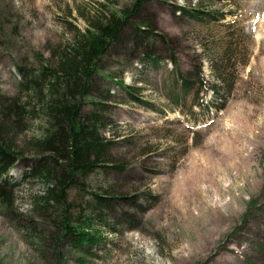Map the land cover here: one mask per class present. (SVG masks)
<instances>
[{
    "label": "rangeland",
    "instance_id": "374dc122",
    "mask_svg": "<svg viewBox=\"0 0 264 264\" xmlns=\"http://www.w3.org/2000/svg\"><path fill=\"white\" fill-rule=\"evenodd\" d=\"M131 2L0 0V103L37 110L31 78L55 68L92 16ZM179 7L211 16L197 23ZM143 17L157 60L115 48L100 62L109 79L94 83L104 105L85 108L115 143L108 166L121 168H98L68 193L71 218L95 215L91 194L116 198L101 212L104 242L73 249L59 214L35 204L45 188L25 174L45 123L29 112L7 135L19 160L0 195V264H264V0H154ZM219 73L232 84L226 99L209 88ZM181 83L198 95L171 103Z\"/></svg>",
    "mask_w": 264,
    "mask_h": 264
},
{
    "label": "trees",
    "instance_id": "16d2710c",
    "mask_svg": "<svg viewBox=\"0 0 264 264\" xmlns=\"http://www.w3.org/2000/svg\"><path fill=\"white\" fill-rule=\"evenodd\" d=\"M151 1L154 0H132L130 5L118 11L92 16L84 30L75 34L71 44L59 57L55 68L49 73H46L44 70L47 69L44 68L38 79L31 78L30 89L33 90L37 110L33 107L28 111L25 106L14 100H11V105L0 103V195L3 187L8 185L6 177L10 169L19 160L18 152L8 145L10 140L7 135L15 133V128L25 120V114L30 112L31 117H40L45 127L42 136L32 146L34 153L30 159V170L25 176L37 179L44 186L43 194L34 196V202L44 213L59 214L57 231L75 250L97 247L104 242L105 238L101 232L104 219L101 212L107 209L106 202L116 198L107 199L91 194L98 207L95 215L90 218H71L72 208L68 193L98 168H121L108 166L112 159L110 152L115 143L101 133L100 124L103 120L98 113H85V108L88 103L95 107L104 105L98 101L100 95L94 93V83L99 77L109 79L108 76L100 74V62L111 56L115 48L126 49L128 45H133L143 53L141 64L157 60L156 36L150 29V22L147 23V19L143 17ZM178 13L179 16L197 23L206 21V16H211L207 15V12L189 7H179ZM221 17L220 19H224ZM169 60L172 65H178L174 56ZM211 69L214 74V71L222 68L214 69L211 66ZM225 77L224 73L215 74L216 83L209 87L214 95L220 94V88L225 91L222 94L223 99L228 97L232 89V84L227 89L224 88ZM198 81L201 85L204 83L201 77H198ZM117 84L132 99L140 101L133 94V87L124 85L122 81ZM178 91L180 95L170 94L171 103L180 99L186 101L188 97L193 99L198 95H189L185 83L179 85ZM9 186L14 188L15 184ZM7 207L12 208L13 203ZM96 225L100 228H95Z\"/></svg>",
    "mask_w": 264,
    "mask_h": 264
}]
</instances>
